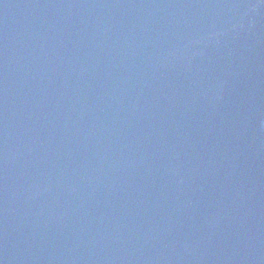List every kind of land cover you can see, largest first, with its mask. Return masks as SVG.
Returning <instances> with one entry per match:
<instances>
[{
    "label": "water",
    "instance_id": "95a60500",
    "mask_svg": "<svg viewBox=\"0 0 264 264\" xmlns=\"http://www.w3.org/2000/svg\"><path fill=\"white\" fill-rule=\"evenodd\" d=\"M0 264H264V0H0Z\"/></svg>",
    "mask_w": 264,
    "mask_h": 264
}]
</instances>
